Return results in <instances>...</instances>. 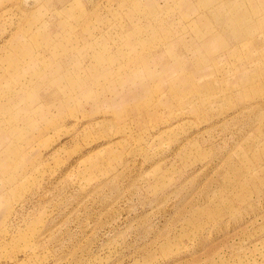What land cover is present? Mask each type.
<instances>
[{
	"label": "rangeland",
	"instance_id": "rangeland-1",
	"mask_svg": "<svg viewBox=\"0 0 264 264\" xmlns=\"http://www.w3.org/2000/svg\"><path fill=\"white\" fill-rule=\"evenodd\" d=\"M0 264H264V0H0Z\"/></svg>",
	"mask_w": 264,
	"mask_h": 264
}]
</instances>
